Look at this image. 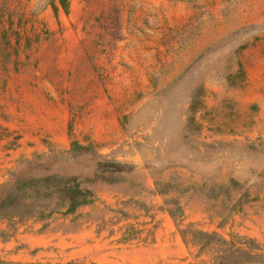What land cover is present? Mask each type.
Here are the masks:
<instances>
[{
  "label": "rangeland",
  "instance_id": "374dc122",
  "mask_svg": "<svg viewBox=\"0 0 264 264\" xmlns=\"http://www.w3.org/2000/svg\"><path fill=\"white\" fill-rule=\"evenodd\" d=\"M53 175L94 201L1 219L0 262L264 250V0H0V192Z\"/></svg>",
  "mask_w": 264,
  "mask_h": 264
},
{
  "label": "trees",
  "instance_id": "16d2710c",
  "mask_svg": "<svg viewBox=\"0 0 264 264\" xmlns=\"http://www.w3.org/2000/svg\"><path fill=\"white\" fill-rule=\"evenodd\" d=\"M94 194L82 188L77 178L47 176L17 180L0 192V220L10 217L40 215L55 212V206L66 208V214H74L80 207L91 204ZM198 239L200 251L211 252L209 261L194 264H264V250L252 239L227 240L217 234L200 231L189 232ZM196 244V243H194ZM0 264H10L3 263ZM26 264H53L30 262ZM56 264H78L75 262Z\"/></svg>",
  "mask_w": 264,
  "mask_h": 264
}]
</instances>
